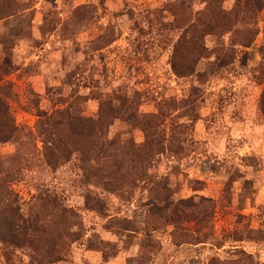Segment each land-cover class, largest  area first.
Listing matches in <instances>:
<instances>
[{
  "label": "rangeland",
  "instance_id": "374dc122",
  "mask_svg": "<svg viewBox=\"0 0 264 264\" xmlns=\"http://www.w3.org/2000/svg\"><path fill=\"white\" fill-rule=\"evenodd\" d=\"M253 7L0 0V94L19 127L0 142V264H264Z\"/></svg>",
  "mask_w": 264,
  "mask_h": 264
},
{
  "label": "trees",
  "instance_id": "16d2710c",
  "mask_svg": "<svg viewBox=\"0 0 264 264\" xmlns=\"http://www.w3.org/2000/svg\"><path fill=\"white\" fill-rule=\"evenodd\" d=\"M8 2V0H5ZM11 1V0H9ZM253 4V9L257 10V8H259V3L261 2V0H249V3ZM10 3V2H9ZM7 6V5H6ZM9 7L7 6V8H5L4 12H7V9ZM246 9H248V7L245 6ZM240 13V9L237 11V15ZM253 34V31L250 29H247L245 31V33L243 34V37L240 38V44L243 46H248L251 43V36ZM180 60H184L183 58H180ZM181 61H173L172 66L173 68L179 72V73H185L187 71L181 70L182 69V63H180ZM187 68H189V65H187ZM3 72H7V71H3ZM67 121H66V133L68 131V136H73L75 134H80L81 133H85L82 131L83 129V119L80 117H74V116H70L67 115ZM81 127V128H80ZM19 131V127L15 124V122L13 121L11 114L9 112V107L8 104L6 102V100L2 97V95L0 94V142H6L9 139H11L12 137H18L17 133ZM60 134H62L61 130L59 131V135L58 138L60 139ZM1 221L3 223H6L7 221H10V223H13V221H16V219L14 220V217H10V218H4L2 217ZM9 223V224H10ZM15 242V241H14Z\"/></svg>",
  "mask_w": 264,
  "mask_h": 264
}]
</instances>
